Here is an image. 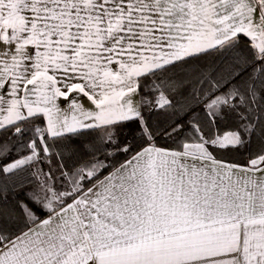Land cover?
Instances as JSON below:
<instances>
[{
    "label": "snow or ice",
    "instance_id": "obj_1",
    "mask_svg": "<svg viewBox=\"0 0 264 264\" xmlns=\"http://www.w3.org/2000/svg\"><path fill=\"white\" fill-rule=\"evenodd\" d=\"M0 264H264V0H0Z\"/></svg>",
    "mask_w": 264,
    "mask_h": 264
}]
</instances>
